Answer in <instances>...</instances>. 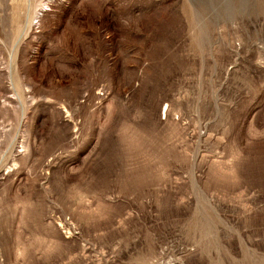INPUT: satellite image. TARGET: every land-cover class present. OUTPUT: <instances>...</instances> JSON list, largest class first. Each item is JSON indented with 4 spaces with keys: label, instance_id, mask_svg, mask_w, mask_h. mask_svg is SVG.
I'll list each match as a JSON object with an SVG mask.
<instances>
[{
    "label": "rangeland",
    "instance_id": "374dc122",
    "mask_svg": "<svg viewBox=\"0 0 264 264\" xmlns=\"http://www.w3.org/2000/svg\"><path fill=\"white\" fill-rule=\"evenodd\" d=\"M0 264H264V0H0Z\"/></svg>",
    "mask_w": 264,
    "mask_h": 264
}]
</instances>
